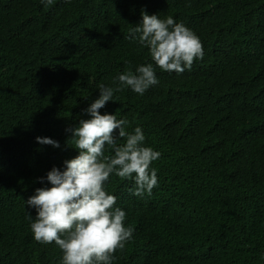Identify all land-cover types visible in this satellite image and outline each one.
<instances>
[{
	"label": "trees",
	"instance_id": "16d2710c",
	"mask_svg": "<svg viewBox=\"0 0 264 264\" xmlns=\"http://www.w3.org/2000/svg\"><path fill=\"white\" fill-rule=\"evenodd\" d=\"M142 10L191 29L203 59L156 67L129 38ZM147 63L158 84L100 109L161 153L151 195H133L134 178L104 185L134 229L113 264H264V0H0V264H61L54 242L34 239L26 201L79 155L66 141L98 86Z\"/></svg>",
	"mask_w": 264,
	"mask_h": 264
},
{
	"label": "clouds",
	"instance_id": "9594fccd",
	"mask_svg": "<svg viewBox=\"0 0 264 264\" xmlns=\"http://www.w3.org/2000/svg\"><path fill=\"white\" fill-rule=\"evenodd\" d=\"M47 9L54 0H40ZM70 3L71 0H65ZM141 21L130 30L129 38L149 49L151 60L163 72L183 73L191 70L204 50L199 37L183 23L168 16L141 12ZM118 82V83H117ZM114 84H100L99 97L85 109L90 116L81 119L71 129L66 143L79 151L76 157L64 161L65 169L53 167L47 173L51 187L37 188L26 204L36 210L28 216L34 239L55 245L62 253L61 264H113L117 250H123L132 239L134 229L125 226L126 212L117 207V197L104 187L111 175L133 179L132 194L151 195L158 184L157 170L152 167L161 153L144 145L140 127L134 133L125 130L128 121L114 114H101L115 91L130 88L143 95L159 83L153 63L140 65L135 72L128 69L119 74ZM119 130L118 136L116 130ZM123 139V144L118 140ZM41 145L59 148L58 141L36 137ZM106 147L111 150L105 154ZM41 181L44 178H40Z\"/></svg>",
	"mask_w": 264,
	"mask_h": 264
}]
</instances>
